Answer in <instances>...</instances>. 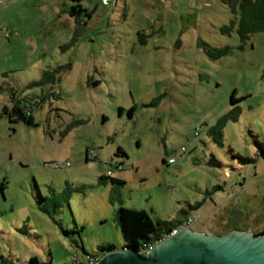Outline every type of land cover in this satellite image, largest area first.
<instances>
[{"label": "rangeland", "instance_id": "1", "mask_svg": "<svg viewBox=\"0 0 264 264\" xmlns=\"http://www.w3.org/2000/svg\"><path fill=\"white\" fill-rule=\"evenodd\" d=\"M83 1L0 0V264L118 251L119 207L264 232V32L223 34L220 0ZM11 94L36 127L2 115ZM110 163L122 185L98 183Z\"/></svg>", "mask_w": 264, "mask_h": 264}, {"label": "trees", "instance_id": "2", "mask_svg": "<svg viewBox=\"0 0 264 264\" xmlns=\"http://www.w3.org/2000/svg\"><path fill=\"white\" fill-rule=\"evenodd\" d=\"M71 1L74 4V6L71 8V16H74L76 13H80L83 10L86 11V9L83 8V0ZM220 2L228 7L232 15L229 24L222 26L220 29L223 34L229 35L233 29H235L239 41L243 43L251 34L264 32V0H220ZM203 46H206L207 54L212 59H219L220 57L226 55L229 51L227 47L213 49L209 48L208 45L205 44H203ZM11 96L12 105L9 109L7 107H3L2 115H6L10 123L20 121L29 127H36L37 124L34 122L32 109L23 106L19 99L14 98V94H11ZM232 102L234 103L233 99ZM15 116L16 119H14ZM229 119L233 120L235 118L231 114H227L219 118L216 126L209 129V135H216L217 139H221L222 130L225 126V123ZM256 144L259 148H261L264 154V145L258 142H256ZM88 155L89 152L87 151L85 153L86 159H88ZM115 155L126 158V154L120 147L117 148ZM173 155L176 157L177 153H173ZM167 159L162 160V163L170 165L167 162ZM109 165L111 166L110 175L100 177L98 183H103L106 178H109L111 184L122 185L123 183L118 179L111 178L112 165L111 163ZM202 204L203 202L197 203L195 206L190 207V210H197L202 206ZM116 221L122 227L126 236L127 241L123 248H131L135 250L138 249V251L142 253L143 250H145L148 246H155L158 241L165 239L174 229L183 223L175 220H159L156 223H153L145 211L127 209L123 207L118 208L116 212ZM99 250L103 253L114 251V245H101L99 246ZM142 253L141 255H144ZM86 257L95 258L97 260L101 258L97 254H86L83 260L79 259L77 256H74L72 260L73 264H84ZM27 264H50V262H43L37 257L31 256L28 259Z\"/></svg>", "mask_w": 264, "mask_h": 264}, {"label": "water", "instance_id": "3", "mask_svg": "<svg viewBox=\"0 0 264 264\" xmlns=\"http://www.w3.org/2000/svg\"><path fill=\"white\" fill-rule=\"evenodd\" d=\"M96 264H264V234L233 230L212 235L184 229L144 255L122 248L103 253Z\"/></svg>", "mask_w": 264, "mask_h": 264}, {"label": "built area", "instance_id": "4", "mask_svg": "<svg viewBox=\"0 0 264 264\" xmlns=\"http://www.w3.org/2000/svg\"><path fill=\"white\" fill-rule=\"evenodd\" d=\"M185 150L182 148L181 149V152H184ZM91 156H95L94 153H90ZM167 162L169 164H173L175 162V156L173 155V157H170L167 159ZM54 168H57L58 166L57 165H53ZM111 173V166L109 165L108 168H107V172H106V176H109ZM192 223V220L191 219H188L185 223H182L179 227H177L176 229H174L167 237L169 236H173V235H176L178 232H180L181 230H184V229H188V227L190 226V224ZM166 237V238H167ZM164 240V239H163ZM162 241V240H161ZM161 241H158L156 243V245L161 242ZM155 246H148L145 250H143V253L142 252H139L140 254H145V252L153 249ZM97 259L95 258H90V257H86L85 261H84V264H96L97 263Z\"/></svg>", "mask_w": 264, "mask_h": 264}, {"label": "flooded vegetation", "instance_id": "5", "mask_svg": "<svg viewBox=\"0 0 264 264\" xmlns=\"http://www.w3.org/2000/svg\"><path fill=\"white\" fill-rule=\"evenodd\" d=\"M261 233H264V232H260V234H257V235H261Z\"/></svg>", "mask_w": 264, "mask_h": 264}, {"label": "bare ground", "instance_id": "6", "mask_svg": "<svg viewBox=\"0 0 264 264\" xmlns=\"http://www.w3.org/2000/svg\"><path fill=\"white\" fill-rule=\"evenodd\" d=\"M105 1H107V0H105Z\"/></svg>", "mask_w": 264, "mask_h": 264}, {"label": "crops", "instance_id": "7", "mask_svg": "<svg viewBox=\"0 0 264 264\" xmlns=\"http://www.w3.org/2000/svg\"><path fill=\"white\" fill-rule=\"evenodd\" d=\"M111 176H112V174H111Z\"/></svg>", "mask_w": 264, "mask_h": 264}]
</instances>
